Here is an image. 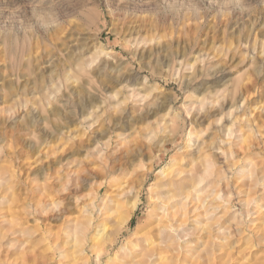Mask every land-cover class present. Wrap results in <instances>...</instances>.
<instances>
[{"label": "clouds", "instance_id": "obj_1", "mask_svg": "<svg viewBox=\"0 0 264 264\" xmlns=\"http://www.w3.org/2000/svg\"><path fill=\"white\" fill-rule=\"evenodd\" d=\"M0 264H264V0H0Z\"/></svg>", "mask_w": 264, "mask_h": 264}]
</instances>
